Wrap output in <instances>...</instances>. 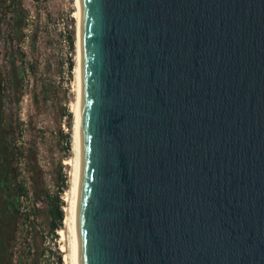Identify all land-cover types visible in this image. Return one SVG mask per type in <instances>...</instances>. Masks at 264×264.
Here are the masks:
<instances>
[{"label": "water", "instance_id": "1", "mask_svg": "<svg viewBox=\"0 0 264 264\" xmlns=\"http://www.w3.org/2000/svg\"><path fill=\"white\" fill-rule=\"evenodd\" d=\"M78 2V264H264V0Z\"/></svg>", "mask_w": 264, "mask_h": 264}, {"label": "rangeland", "instance_id": "2", "mask_svg": "<svg viewBox=\"0 0 264 264\" xmlns=\"http://www.w3.org/2000/svg\"><path fill=\"white\" fill-rule=\"evenodd\" d=\"M22 1L28 9L32 30L30 27V31H27L29 37L22 42L24 61L20 95L17 101L11 100L7 107V62L6 47H3L4 44L6 46V40L3 37L0 39L2 93L0 130L7 129V138H11L16 145L33 149L42 170L44 185L50 192L57 187V166L58 162L61 163V170L66 173V186L60 192L63 206L67 204L64 196L71 174V165L66 163V160L71 157L72 108L75 102V78L72 68L75 55L74 0ZM4 20L1 23L3 29L6 28ZM68 34L73 38L72 46L68 44ZM68 60L71 61L70 68L67 66ZM29 63L32 68L29 67ZM6 114L10 115L11 125H13L12 135L8 129L10 123L6 121ZM65 133L69 137L68 149L64 147ZM23 161L24 158L18 156L12 163L16 166V178H23L28 192L26 196H19L20 206L16 212L17 218L14 219L11 229L6 231L7 247L6 242L3 241L5 234L0 231V256L4 251L9 250L10 264H16L19 259L29 262L34 248L39 246L43 248V251L37 254L38 264H56L57 253L60 255L61 263L64 264L65 252L61 250V246H67V239H62L56 229L55 234L50 233L48 222L44 219L45 211L42 210L45 205L33 198L29 173ZM34 202L38 203L40 211L32 212L31 216H28L29 219H25L24 212ZM30 223L36 230V243L30 241L28 229ZM3 264H6V257Z\"/></svg>", "mask_w": 264, "mask_h": 264}, {"label": "trees", "instance_id": "3", "mask_svg": "<svg viewBox=\"0 0 264 264\" xmlns=\"http://www.w3.org/2000/svg\"><path fill=\"white\" fill-rule=\"evenodd\" d=\"M29 14L28 9L23 4L22 0H0V39L3 37L6 40L3 47H6V107L8 103L12 101H17L23 79V56L24 51L22 50V42L23 40L29 37L31 24L29 23ZM5 18V20H4ZM6 22V28L1 27L2 21ZM32 30V27H31ZM67 40L69 46H72L73 38L70 34L67 35ZM33 44L32 41H30ZM68 68L71 66V61L68 60L67 63ZM29 67L32 68L31 63H29ZM73 68V67H72ZM2 93L0 87V112L2 106ZM6 121L10 123L8 129L10 130L11 135L13 130V125H11L10 115L6 114ZM15 124V123H14ZM7 130V129H6ZM64 147L65 149L69 148V137L68 134H64ZM71 148V144H70ZM18 156H22L24 158V165L29 173V178L31 181V191L34 199L40 200L42 205L44 204L43 211H45L44 219L48 222V229L50 233L55 234L58 228L62 226V220L64 217L63 211V200L60 197L61 190L66 186V173L61 170V163L58 162L57 166V175H56V183L57 187L53 192H50L46 186L44 185V180L42 177V170L37 163L36 156L34 154L33 149L28 147L23 148L14 143V141L6 136V167L10 169L12 167L15 175V189L17 196V209L20 206L19 196H26L28 192V188L24 185L23 178H16V166L12 163L14 159L18 158ZM67 188V187H66ZM65 188V189H66ZM62 206V207H61ZM40 211V208L35 204H32L30 208L26 212H24L25 219H29V215L31 216L32 212L37 213ZM17 218L16 214L14 219ZM15 222V220H14ZM30 233V241L35 242L36 230L32 227L31 223L28 226ZM31 243V242H30ZM5 244V243H4ZM3 244V245H4ZM6 247H7V237H6ZM43 251V248L36 246L34 248V253L29 262L25 260H17L16 264H38L37 263V254ZM39 253V254H40ZM56 264H62L60 255L57 253L55 255ZM6 264H10V251H6Z\"/></svg>", "mask_w": 264, "mask_h": 264}, {"label": "bare ground", "instance_id": "4", "mask_svg": "<svg viewBox=\"0 0 264 264\" xmlns=\"http://www.w3.org/2000/svg\"><path fill=\"white\" fill-rule=\"evenodd\" d=\"M75 11L73 16L75 18V55L73 64V74L75 78V102L72 108L73 122L71 130V157L66 160V163L71 165V174L69 178L68 187L65 191L64 199L67 204L63 206L64 217L62 226L58 228V234L62 239L66 238L67 246L62 245L61 250L65 252L63 256L64 264H78L76 238H75V217L76 206L79 187V165H80V152H79V138H78V112H79V64H80V13L79 2L74 0ZM65 241V242H66ZM66 245V244H65ZM67 252V253H66Z\"/></svg>", "mask_w": 264, "mask_h": 264}, {"label": "flooded vegetation", "instance_id": "5", "mask_svg": "<svg viewBox=\"0 0 264 264\" xmlns=\"http://www.w3.org/2000/svg\"><path fill=\"white\" fill-rule=\"evenodd\" d=\"M15 173L6 167V130H0V231L4 232L3 241L6 242V231L10 230L17 212V196L15 189ZM3 253V252H2ZM6 252L0 256L3 264Z\"/></svg>", "mask_w": 264, "mask_h": 264}, {"label": "built area", "instance_id": "6", "mask_svg": "<svg viewBox=\"0 0 264 264\" xmlns=\"http://www.w3.org/2000/svg\"><path fill=\"white\" fill-rule=\"evenodd\" d=\"M35 204H36V205H38V203H37V202H35Z\"/></svg>", "mask_w": 264, "mask_h": 264}]
</instances>
